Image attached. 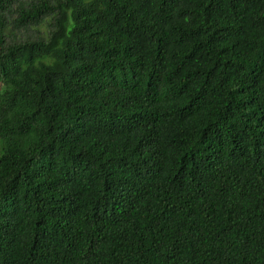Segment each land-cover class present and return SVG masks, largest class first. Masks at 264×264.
Wrapping results in <instances>:
<instances>
[{"label":"trees","instance_id":"1","mask_svg":"<svg viewBox=\"0 0 264 264\" xmlns=\"http://www.w3.org/2000/svg\"><path fill=\"white\" fill-rule=\"evenodd\" d=\"M0 85V264H264V0H0Z\"/></svg>","mask_w":264,"mask_h":264},{"label":"rangeland","instance_id":"2","mask_svg":"<svg viewBox=\"0 0 264 264\" xmlns=\"http://www.w3.org/2000/svg\"><path fill=\"white\" fill-rule=\"evenodd\" d=\"M46 25H43V26H40L39 27V29H41V30H45L46 29ZM36 34V32L35 31H30V32H28V33H25V32H21V33H18L17 34V38H25L27 35H31V36H33V35H35ZM0 87H1V85H0Z\"/></svg>","mask_w":264,"mask_h":264}]
</instances>
